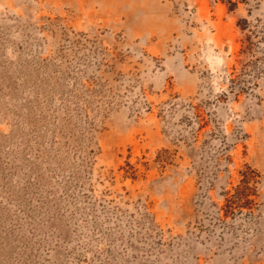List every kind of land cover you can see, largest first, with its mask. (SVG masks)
I'll return each instance as SVG.
<instances>
[{
	"label": "rangeland",
	"instance_id": "obj_1",
	"mask_svg": "<svg viewBox=\"0 0 264 264\" xmlns=\"http://www.w3.org/2000/svg\"><path fill=\"white\" fill-rule=\"evenodd\" d=\"M0 264H264V0H0Z\"/></svg>",
	"mask_w": 264,
	"mask_h": 264
},
{
	"label": "trees",
	"instance_id": "obj_2",
	"mask_svg": "<svg viewBox=\"0 0 264 264\" xmlns=\"http://www.w3.org/2000/svg\"><path fill=\"white\" fill-rule=\"evenodd\" d=\"M197 119H199L197 117ZM244 178L236 187L224 193L223 206L217 207L216 220L223 227H233L238 218H255V207L259 195V175L254 171L243 174Z\"/></svg>",
	"mask_w": 264,
	"mask_h": 264
}]
</instances>
